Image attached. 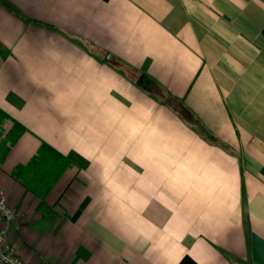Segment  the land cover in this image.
<instances>
[{
    "label": "crops",
    "instance_id": "0c3cea01",
    "mask_svg": "<svg viewBox=\"0 0 264 264\" xmlns=\"http://www.w3.org/2000/svg\"><path fill=\"white\" fill-rule=\"evenodd\" d=\"M0 109L26 264H264V0H0ZM42 143L46 214L11 176Z\"/></svg>",
    "mask_w": 264,
    "mask_h": 264
},
{
    "label": "trees",
    "instance_id": "16d2710c",
    "mask_svg": "<svg viewBox=\"0 0 264 264\" xmlns=\"http://www.w3.org/2000/svg\"><path fill=\"white\" fill-rule=\"evenodd\" d=\"M194 122L202 134L208 137L210 141H215V138L196 120ZM8 123H10V127L4 129V126ZM1 129L4 131V136L0 141V162L8 155L11 148L24 133V128L14 120H11L0 109ZM69 166V161L63 154L51 146L42 143L30 161L26 165L18 166L11 176L16 183L36 198V210L39 213L46 214L50 211L47 205V198Z\"/></svg>",
    "mask_w": 264,
    "mask_h": 264
},
{
    "label": "built area",
    "instance_id": "2783aa9c",
    "mask_svg": "<svg viewBox=\"0 0 264 264\" xmlns=\"http://www.w3.org/2000/svg\"><path fill=\"white\" fill-rule=\"evenodd\" d=\"M15 218L16 213L10 207L5 192L0 190V264H26L9 241L8 228L3 226L4 222L9 223Z\"/></svg>",
    "mask_w": 264,
    "mask_h": 264
},
{
    "label": "rangeland",
    "instance_id": "374dc122",
    "mask_svg": "<svg viewBox=\"0 0 264 264\" xmlns=\"http://www.w3.org/2000/svg\"><path fill=\"white\" fill-rule=\"evenodd\" d=\"M3 136H4V131L3 129L0 130V141L3 139Z\"/></svg>",
    "mask_w": 264,
    "mask_h": 264
}]
</instances>
